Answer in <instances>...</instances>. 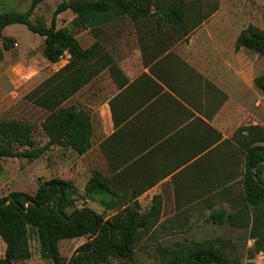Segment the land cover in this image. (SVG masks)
Here are the masks:
<instances>
[{"label": "crops", "instance_id": "obj_1", "mask_svg": "<svg viewBox=\"0 0 264 264\" xmlns=\"http://www.w3.org/2000/svg\"><path fill=\"white\" fill-rule=\"evenodd\" d=\"M156 18L122 16L99 32L89 28L87 46L75 36L85 49L101 46L91 61L99 74L63 105L89 117L90 149L79 154L52 146L37 159L41 176L72 182L83 199L91 178L101 174L105 193L83 200V207L100 214L156 209L157 223L165 214H186L214 224L211 213L238 210L245 162L240 130L264 127V92L255 83L264 65L260 55L236 47L242 31L224 24L219 13L188 31ZM43 59L47 68H57L42 83L71 56L56 63ZM45 137L41 147L49 142ZM102 197L112 206H104Z\"/></svg>", "mask_w": 264, "mask_h": 264}, {"label": "trees", "instance_id": "obj_2", "mask_svg": "<svg viewBox=\"0 0 264 264\" xmlns=\"http://www.w3.org/2000/svg\"><path fill=\"white\" fill-rule=\"evenodd\" d=\"M45 1L33 0L31 9L25 13L0 11V33L11 25H25L32 33L44 38L43 55L49 62H58L66 53L71 56L68 65L26 96V100L49 113L43 124L49 142L36 147L31 137V125L17 120L3 121L0 123V160H37L55 145L72 148L79 154L90 149L92 123L89 117L73 106L63 105L99 74V66L91 65V61L99 57L101 46L95 44L83 48L68 28L57 27L60 14L70 11L75 15V25L97 32L106 22L122 16L132 19L159 16L156 18L158 24L171 25L178 31L192 30L202 24L192 16L184 2L164 6L158 0H70L58 6L51 26L47 27L32 21L36 8ZM236 47L264 56V30L250 25L242 30ZM10 48V44L6 45L7 50ZM255 83L264 92V75L257 77ZM245 132L248 135H244ZM240 133L245 162L238 210L235 213L215 211L209 221L218 226L225 225L232 231L251 226L253 258L264 253V146L260 145L264 143V127H245ZM13 145L28 149L15 151L11 149ZM38 180L39 186L33 195L11 192L0 197V237L6 245L0 264L30 260L33 233L38 236L41 258L54 264H141L135 260L137 244L159 221L160 214L156 209L140 214L128 207L105 219L103 214L89 207L76 208L78 198L72 182L60 178ZM106 185L107 180L101 174H95L86 186L83 200L96 194L103 195ZM100 202L112 206L104 197ZM83 237L88 241L67 261L60 252V242ZM221 242L219 239L218 243ZM159 250L160 259L156 264H231L225 249L211 241L179 242Z\"/></svg>", "mask_w": 264, "mask_h": 264}, {"label": "rangeland", "instance_id": "obj_3", "mask_svg": "<svg viewBox=\"0 0 264 264\" xmlns=\"http://www.w3.org/2000/svg\"><path fill=\"white\" fill-rule=\"evenodd\" d=\"M70 0H46L40 4L32 21L51 26L52 19L63 2ZM164 6L171 3L184 2L189 7L192 16L202 23L213 14L219 13L226 19L224 24L232 25L234 31L244 30L250 25L264 29V0H158ZM33 0H0V11L25 13L31 9ZM155 12V10H153ZM75 15L67 11L57 18L58 28H68L77 36L82 45L89 44V30L74 24ZM120 23V21H119ZM187 27L186 29H189ZM7 36V37H3ZM19 44L14 47V43ZM10 44V50L6 45ZM44 38L32 33L25 25L15 24L0 33V123L17 120L33 127L31 135L35 146L41 147L46 141L43 124L49 113L26 100V96L38 87L46 75L52 74L57 66L47 68L43 55ZM32 62V63H31ZM264 65V56H261ZM1 144V143H0ZM15 151H24L28 147L13 145ZM50 172L55 174L56 167L51 165ZM39 160L26 158H3L0 160V197H6L11 192H26L35 194L41 176ZM84 206L83 199L78 198L76 208ZM71 211V210H70ZM105 219H110L113 212L103 211ZM190 218H193L191 221ZM177 221V223H175ZM180 225V226H179ZM251 226L241 230L217 228L206 221L201 215H169L162 216L161 223H156L137 244L135 260L141 264H156L160 259V247L174 246L182 242L211 241L222 246L230 258L231 264H264V253L253 258L250 250L254 240L251 237ZM221 239L222 242L218 243ZM88 241L87 237L64 240L60 242V252L69 261L76 251ZM32 258L17 264H54L40 256L38 236L33 233L30 238ZM6 245L0 237V257L5 254ZM117 263V261H113Z\"/></svg>", "mask_w": 264, "mask_h": 264}, {"label": "built area", "instance_id": "obj_4", "mask_svg": "<svg viewBox=\"0 0 264 264\" xmlns=\"http://www.w3.org/2000/svg\"><path fill=\"white\" fill-rule=\"evenodd\" d=\"M14 47H18V44L17 43H14Z\"/></svg>", "mask_w": 264, "mask_h": 264}]
</instances>
